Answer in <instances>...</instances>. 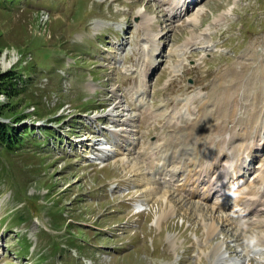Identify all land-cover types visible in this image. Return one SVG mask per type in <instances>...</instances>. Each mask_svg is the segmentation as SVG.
<instances>
[{
  "label": "rangeland",
  "instance_id": "1",
  "mask_svg": "<svg viewBox=\"0 0 264 264\" xmlns=\"http://www.w3.org/2000/svg\"><path fill=\"white\" fill-rule=\"evenodd\" d=\"M184 1L0 0V76L12 71L20 90L0 95L1 122L29 132L0 149V264H264V147L249 157L264 136V0L164 17ZM226 98L227 130L209 136L222 151L201 159L217 169L183 187L206 167L186 132L221 125ZM228 182L230 199L260 188L253 212L224 206L214 192Z\"/></svg>",
  "mask_w": 264,
  "mask_h": 264
},
{
  "label": "bare ground",
  "instance_id": "2",
  "mask_svg": "<svg viewBox=\"0 0 264 264\" xmlns=\"http://www.w3.org/2000/svg\"><path fill=\"white\" fill-rule=\"evenodd\" d=\"M199 0H187V1H184V2H182V5L181 6H179V4H171V5H169L168 7H167V9L166 10H161V12L163 11V15H164V17H169V20H171L172 21V19H175L176 17H177V15L175 14V12L174 11H171V10H173V9H175V10H177V12L180 14V16L182 17V11H181V8L182 7H185V8H187L188 6H190V5H192V7H190L189 9H190V11H192V8L194 7V5H196L197 4V2H198ZM180 11V12H179ZM187 9H185L184 10V14L183 15H187ZM164 21H166V20H164ZM140 95V94H139ZM235 96H232L231 95V98H233V99H236V97L234 98ZM229 102V100H228V98H226V99H224V101L222 102V103H220L218 106L216 105V107H215V112H214V114H216L217 116H220V118L222 119V122H221V125H217V124H215V122L217 121V120H213V121H210L209 122V124L208 125H205V127H203L202 126V130H201V135L203 136V134H204V136L203 137H197L196 135L198 134H195L194 132H193V129H189L190 131L189 132H191V133H187L186 132V136H188V137H193L194 138V143H196V140H197V151H198V153H197V155H196V157H197V160L196 161H194L195 163H197L198 164V166H202V165H206V167H205V169L204 170H201L199 173L197 172L196 173V175H197V178L196 179H194V178H186L185 177V181H184V183H183V187H188V188H190V187H198L199 185H203L204 183H205V181L203 180V179H201L200 180V177H201V175H202V173L205 175L204 177H206V176H210L212 173H214L215 171H216V168H217V166H218V163H216V162H214V163H203L202 161H201V159H206V158H208L209 156H211L212 154H215L218 150H221L222 148H223V144H224V141L222 140V142H220V140H218V142H211L210 140V135H212V134H216L217 136H219V137H221V136H223V134H224V132L227 130V124L229 123V119H230V117H228L229 119H225L224 117L222 118V114H223V112H224V107H226L225 105L227 104ZM235 103V102H234ZM202 104V103H201ZM229 104V103H228ZM167 105V104H166ZM179 105V104H178ZM205 105V104H204ZM200 106V105H199ZM167 107H172V106H167ZM116 108V107H115ZM200 111H201V115H202V117L204 118L205 117V113L206 112H204V110H203V113H202V106L200 107V109H199ZM199 111V112H200ZM225 113V112H224ZM216 117V116H215ZM217 118H219V117H217ZM217 118H215V119H217ZM253 119H255L256 121L255 122H252L251 120V122H250V125H249V127L251 126H253L252 124H256L257 123V119L255 118V116H254V118ZM133 120H134V118L133 117H130L129 119H125L124 120V124H132L133 123ZM202 120H204V119H202ZM215 121V122H214ZM231 121V120H230ZM194 121H192L191 122V125L193 126V125H196V124H200V123H194V124H192ZM200 122V121H199ZM204 122V121H203ZM202 121H201V123H203ZM203 124H205V123H203ZM201 125V124H200ZM198 127V126H197ZM235 128H236V125L234 124V126L231 128V130H235ZM253 128V127H252ZM252 128H251V130H249V128H248V130L245 128V138L247 137V136H249L250 138L252 137ZM197 129V128H196ZM195 129V130H196ZM209 129H210V131H209ZM199 130V129H198ZM197 130V131H198ZM260 130H262V129H260ZM196 131V132H197ZM243 131V130H242ZM131 132V131H130ZM206 133L207 134H209L206 138H204L205 137V135H206ZM236 133V132H235ZM234 133V134H235ZM243 133H244V131H243ZM239 135V134H238ZM241 135V134H240ZM245 138H243V140H245ZM250 138H248V139H250ZM222 139V138H221ZM248 139H246V140H248ZM255 142H258L259 144H257L256 143V149H254V151L252 152V154H251V156L249 155V157H250V160H254V158L256 157V153H259L260 152V146L262 145V143H263V146H264V136H262L258 131L257 132H255V134L253 135V138H252ZM251 139V140H252ZM242 140V141H243ZM245 140V141H246ZM126 142V139H122V140H120V144L121 143H125ZM194 143L192 144V146L194 145ZM201 143H203V144H201ZM250 143V142H249ZM186 144V143H185ZM253 144V143H252ZM251 144V145H252ZM189 145V144H188ZM199 145H201V146H199ZM182 146V145H181ZM187 147V146H186ZM189 147H191V145H189ZM230 147V146H229ZM252 147V146H251ZM156 148V147H155ZM185 148V147H184ZM194 148V147H193ZM245 149V148H244ZM155 150V149H154ZM251 151L253 150L252 148L250 149ZM156 151V150H155ZM222 151V150H221ZM245 151V150H244ZM244 151H243V153H244ZM262 151V150H261ZM175 152V151H174ZM246 152V151H245ZM148 154V153H147ZM166 154V153H165ZM169 154H171V153H169ZM173 155H174V153H173ZM155 158V157H154ZM222 158H227V155L226 154H224L223 155V157ZM239 158V157H238ZM159 159H160V157H159ZM165 158H163V159H160V160H164ZM175 159V157H173L172 156V158H171V160H169L168 162H166L165 160H164V164H163V166H161V173H160V175H162L163 177H164V180L166 181V176H167V173H172L173 171L172 170H174V169H177V167L175 166L174 167V162L172 161V160H174ZM177 159H181V158H177ZM159 162V161H158ZM246 162V161H245ZM244 162V163H245ZM154 162L152 161V164H153ZM163 163V162H162ZM180 163V161L179 162H177V164H179ZM159 164V163H158ZM166 164H167V166H166ZM150 165H151V162H150ZM170 165H172V169L171 170H167L168 169V166H170ZM249 165H250V163L244 168V164L243 165H241V170H243L244 171V169H248V167H249ZM189 166V164H188V162H184L183 163V171H182V173H184L185 171H186V167H188ZM180 169V168H179ZM260 169H261V167H260ZM137 170V169H136ZM241 170H237L236 171V167L234 168V171H236L235 172V174H237V177H236V179H235V182L236 181H238V179H239V177H238V175H240V172H241ZM180 171V170H179ZM135 172H137V171H135ZM235 174H233V175H235ZM172 175V174H171ZM233 175H232V177H230V178H233ZM153 176V175H152ZM181 176H183V174L181 175ZM155 177V176H154ZM258 179H257V184L258 183H260V185H262L263 183H264V171H261L259 174H258ZM157 178V177H156ZM256 180V179H255ZM254 180V181H255ZM208 182V181H207ZM149 185V183L147 182L144 186H148ZM235 185V184H234ZM229 186H230V182H228V183H226L224 186H223V188H220L219 189V191H218V193L219 192H225V194L223 195V197L225 196V206H228L229 208H231L232 209V211H233V214H237L238 215V212H241V211H243L242 213L243 214H247V212H248V210L249 209H252L253 208V210H255L256 209V207L258 206V204L260 203V201H258V200H256L255 198H253V196H256V193H259V190H260V188L258 189V191L257 190H253V189H250L249 188V190H247V191H245L244 192V188L241 190H238V191H234L233 192V194H232V198L231 199H228V195L226 194V193H228L227 191H229L230 190V188H229ZM250 186V185H249ZM215 187L216 186H214V185H212L211 187L210 186H208V191L206 192V193H210V191H212L213 189H215ZM225 187H226V189H225ZM256 187V186H255ZM196 189H198V188H196ZM256 189V188H255ZM176 190V189H175ZM150 192H152L153 191V189L152 190H149ZM169 191V190H168ZM188 194L190 195L191 194V192L188 190ZM203 194L204 193H202V197H203V199H204V196H206V195H204L203 196ZM253 195V196H252ZM170 196V195H169ZM169 196H167V193H162L161 194V196H160V198H162V199H164V200H166L167 202H169ZM191 196H197L196 195V190L195 189H193L192 190V195ZM208 196V198H209V195H207ZM250 196H252V198H249ZM191 198V197H190ZM198 198H201L200 196H198ZM171 201V200H170ZM171 203V202H170ZM264 203V202H263ZM174 208V207H173ZM214 209H215V207H214ZM213 210V209H212ZM217 212V211H216ZM227 217V216H226ZM211 223V222H210ZM214 223H212L211 224V226L213 225ZM216 227V226H215ZM246 228V227H245ZM212 231H213V229H212ZM242 231V230H241ZM248 231V230H247ZM259 240H261V241H257L258 242V244H256V245H259V242L260 243H263L264 244V239H259ZM246 245V244H245ZM249 247H253V243L251 242L249 245H248ZM263 246V245H262ZM218 252V251H217ZM219 253V252H218Z\"/></svg>",
  "mask_w": 264,
  "mask_h": 264
},
{
  "label": "trees",
  "instance_id": "3",
  "mask_svg": "<svg viewBox=\"0 0 264 264\" xmlns=\"http://www.w3.org/2000/svg\"><path fill=\"white\" fill-rule=\"evenodd\" d=\"M12 73V74H10ZM5 76H0V95H5L7 98L14 97L19 94V88L17 87V80L19 77L11 71ZM1 114V113H0ZM20 119L13 121L17 123ZM29 132L26 130L18 132V128L14 127L12 123L1 122L0 117V149L5 152H11L23 144V140L27 138ZM26 243V242H25ZM29 244L26 243L24 251L28 252Z\"/></svg>",
  "mask_w": 264,
  "mask_h": 264
}]
</instances>
